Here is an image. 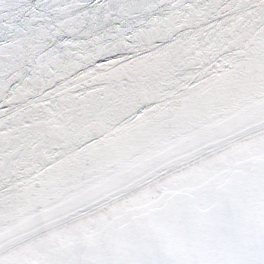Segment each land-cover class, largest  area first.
<instances>
[{"label": "snow or ice", "instance_id": "snow-or-ice-1", "mask_svg": "<svg viewBox=\"0 0 264 264\" xmlns=\"http://www.w3.org/2000/svg\"><path fill=\"white\" fill-rule=\"evenodd\" d=\"M0 264H264V0H0Z\"/></svg>", "mask_w": 264, "mask_h": 264}]
</instances>
